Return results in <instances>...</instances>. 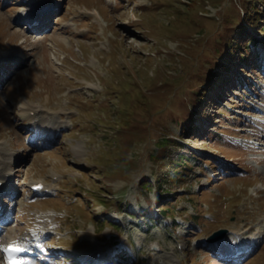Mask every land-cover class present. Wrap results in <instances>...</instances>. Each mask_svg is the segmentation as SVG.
<instances>
[{
    "label": "rangeland",
    "instance_id": "1",
    "mask_svg": "<svg viewBox=\"0 0 264 264\" xmlns=\"http://www.w3.org/2000/svg\"><path fill=\"white\" fill-rule=\"evenodd\" d=\"M247 6L264 17V0H0V238L34 241L26 264H264L262 31L245 62L220 50Z\"/></svg>",
    "mask_w": 264,
    "mask_h": 264
},
{
    "label": "trees",
    "instance_id": "2",
    "mask_svg": "<svg viewBox=\"0 0 264 264\" xmlns=\"http://www.w3.org/2000/svg\"><path fill=\"white\" fill-rule=\"evenodd\" d=\"M250 0H248L249 2ZM246 13H245V16H244V19L243 20H240L238 21L237 20V15H233L235 17H233L232 15H230L228 18L225 19V22L228 24H234L236 26H233V29L234 30V33L236 32L238 37L236 38V36H229L228 38V41H225V43L222 45V49L221 50V53L223 52V54H226L228 55L226 61L229 63L231 62L232 58L235 56V55H238V51L240 50V48H243L244 49V54H240V57L238 58L239 61L238 63L240 62H245L247 59H249L251 53L250 51L252 52V49H251V43L254 44V46H257L260 42L259 38L256 37V34H254L250 29L247 28L248 24L250 25V27L252 29H255L256 31H262V41L264 42V17L260 18L258 13H257V9H253L252 7H246ZM247 34V35H246ZM243 37H246V38H243ZM238 39V40H237ZM262 44V43H261ZM219 50V51H220ZM258 58V54L256 56V59ZM214 64H211V67H213ZM202 81V80H201ZM224 81H227V80H224ZM203 83V82H202ZM200 83V84H202ZM196 96V97H195ZM191 97V96H190ZM198 97H200V94L199 93H195L194 95H192V99L194 101L195 98L196 99H199ZM219 98V95L216 94L214 100H218ZM107 99L105 100H102V101H98L97 104H93L92 105V108L90 109L91 110V113L94 109V106H99L100 104H103V105H107V102H106ZM90 101H93L95 102L96 100H90ZM90 105V104H89ZM207 116V115H206ZM187 115L185 116V119H186ZM209 117V116H207ZM182 133H181V136L185 135V134H192L193 132H196L197 131V127L196 125H194L193 123H188L187 121H184L182 122ZM165 145H179L181 147V142L179 141H176V140H164L163 142ZM167 157V153L164 152V155H163V159ZM189 158H187L185 156V154H178L176 155V157H174L173 159H171L169 162H168V170L162 174H159L158 178L156 179L157 182H159V185H158V189H159V192H158V195L159 196H167L168 194H171L170 192H160L162 189H163V186L164 185H172L176 182L179 181V179H181V176L180 175H185L186 174V170H190V166H189ZM143 187H146L147 189H151L152 188V184H148L147 182L144 183ZM169 205V204H168ZM164 213L167 212V213H170V209L168 207L166 208H163L162 210ZM194 219H196V216H194Z\"/></svg>",
    "mask_w": 264,
    "mask_h": 264
},
{
    "label": "bare ground",
    "instance_id": "3",
    "mask_svg": "<svg viewBox=\"0 0 264 264\" xmlns=\"http://www.w3.org/2000/svg\"><path fill=\"white\" fill-rule=\"evenodd\" d=\"M22 15H24V16L27 17V21H29L31 18L33 19L31 21H34L36 19L37 13L35 12V10H26V12H23ZM29 108H30L29 109L30 111H31V109H34L35 110L34 113H30L31 121H33L32 123H35L36 120H37V118L41 117L42 115L41 114H38L37 107H29ZM6 170H8V168H6ZM0 180H3V183H6L7 182L6 184L9 185V177H7L5 175L4 171H0ZM31 185L32 186L38 185V182H31ZM50 189H51V187H46V185H44V184L41 187H38V190H41V191H39L41 193H42V191L50 190ZM2 190L3 189L0 188V193L2 192ZM0 208H1V204H0ZM41 227H42L41 232H44L46 228L43 227V225H41ZM0 242H1V247H0V252L1 253H5L4 252V249L7 248L10 244H12V245L21 244V246L22 245H29V242H27V241H16V240L9 239V238H6V237H1L0 238ZM242 245H244V244L242 243ZM238 250H236V251H238ZM236 251H234L232 253H236Z\"/></svg>",
    "mask_w": 264,
    "mask_h": 264
},
{
    "label": "snow or ice",
    "instance_id": "4",
    "mask_svg": "<svg viewBox=\"0 0 264 264\" xmlns=\"http://www.w3.org/2000/svg\"><path fill=\"white\" fill-rule=\"evenodd\" d=\"M12 251H16V252H20V251H22V249L21 248H12L11 249ZM9 264H22V262H20V261H14V260H10V262H9Z\"/></svg>",
    "mask_w": 264,
    "mask_h": 264
},
{
    "label": "water",
    "instance_id": "5",
    "mask_svg": "<svg viewBox=\"0 0 264 264\" xmlns=\"http://www.w3.org/2000/svg\"><path fill=\"white\" fill-rule=\"evenodd\" d=\"M152 246H153L154 248H157V247H158V245H157L156 243H153Z\"/></svg>",
    "mask_w": 264,
    "mask_h": 264
}]
</instances>
